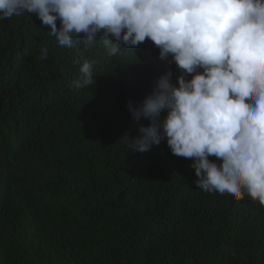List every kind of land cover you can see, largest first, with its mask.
I'll return each mask as SVG.
<instances>
[{
	"label": "trees",
	"instance_id": "16d2710c",
	"mask_svg": "<svg viewBox=\"0 0 264 264\" xmlns=\"http://www.w3.org/2000/svg\"><path fill=\"white\" fill-rule=\"evenodd\" d=\"M48 30L28 13L0 21V264H264V206L202 191L166 142L128 152L119 140L150 123L129 103L148 87L98 40L62 48ZM85 61L94 85L79 88Z\"/></svg>",
	"mask_w": 264,
	"mask_h": 264
},
{
	"label": "clouds",
	"instance_id": "9594fccd",
	"mask_svg": "<svg viewBox=\"0 0 264 264\" xmlns=\"http://www.w3.org/2000/svg\"><path fill=\"white\" fill-rule=\"evenodd\" d=\"M25 13L62 48L98 40L132 82L148 87L142 102L129 103L135 122L150 123L119 140L128 152L166 142L192 161L202 191L264 206V0H0V21ZM146 50L156 53L150 69L131 66ZM93 66L82 64L76 87L94 85ZM1 166L12 174L7 160Z\"/></svg>",
	"mask_w": 264,
	"mask_h": 264
}]
</instances>
